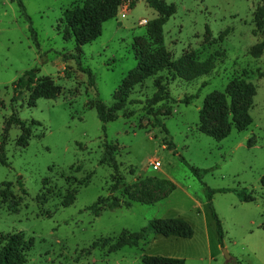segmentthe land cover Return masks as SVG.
Returning a JSON list of instances; mask_svg holds the SVG:
<instances>
[{"label": "rangeland", "instance_id": "1", "mask_svg": "<svg viewBox=\"0 0 264 264\" xmlns=\"http://www.w3.org/2000/svg\"><path fill=\"white\" fill-rule=\"evenodd\" d=\"M84 1L21 0L37 50L16 0H0V144L5 140L8 161L0 166V238L23 233L26 264H142L144 256L185 264H209L205 260L218 256L226 264L223 250L231 258L248 245L259 248L264 53L254 58L251 49L264 42V0H163L176 13L158 39L147 32L157 13L145 0H123L101 36L78 54L73 39L64 40L62 14ZM70 56L74 59L64 62ZM139 56L157 73L142 79L136 71ZM30 70H38L35 84L14 92V83ZM239 80L248 85L246 91L205 119L204 130L229 133L216 142L203 134L200 111L209 97ZM155 82L170 98L148 113L144 108L157 94ZM49 88H58L56 100L41 97ZM186 97H193L189 104L182 102ZM98 101L117 116L105 131L95 111ZM232 108L251 118L247 130L235 129ZM12 115L24 122L28 135L16 125L6 128ZM104 144L117 164L116 191H111L115 172L98 163ZM183 161L203 173L202 182ZM152 162L161 167L153 171ZM88 176L89 185L78 187ZM204 185L227 191L211 199L224 233L222 246ZM241 190L255 201L241 203L235 193ZM12 199L19 201L16 213L8 210ZM98 199L100 215L94 217L89 208ZM114 199L131 206L111 209ZM174 217L186 221L190 239L151 237L137 248L111 249L121 233H138L153 220Z\"/></svg>", "mask_w": 264, "mask_h": 264}, {"label": "trees", "instance_id": "2", "mask_svg": "<svg viewBox=\"0 0 264 264\" xmlns=\"http://www.w3.org/2000/svg\"><path fill=\"white\" fill-rule=\"evenodd\" d=\"M123 0H85L81 6H75L73 8H69L64 10L62 14V20L65 25L64 32V40L68 41L69 38H72L76 49L75 51L79 54L81 52L80 48L86 44H89L96 40L101 36L102 26L105 22L112 20L116 17L119 7L122 5ZM148 7L154 10L158 18L152 24L150 28H148L147 32L149 36L153 39H158L162 34V27L168 22L169 18L173 16L176 11L173 5H168L163 0H145ZM16 4L19 10V14L24 22L28 26V32L30 33L31 40L39 50V43L37 39V34L32 28V23L29 16L26 13L25 7L21 0H16ZM133 7V3H130L126 9H130ZM264 53V42L260 45H256L251 49V56L254 58H259ZM72 56L65 58V61L73 60ZM138 66L136 68L137 73L144 75L141 78H149L157 73L158 69L149 70L143 63L142 58L139 56L137 58ZM159 63L161 68H164L163 57L159 59ZM38 70H30L25 72L13 85L14 92L28 90L32 87L36 82V74ZM130 76V75H129ZM155 89L157 90V94L147 101L144 110L148 113L152 111V109L160 103H163L169 100L170 96L168 92L164 89V87L155 82ZM129 85L123 84L122 88L126 89ZM248 85L244 80H239L235 84L232 83L223 94H216L209 97L204 105L202 110L200 111L201 118V127L202 132L205 136L215 140L216 142L222 141L229 136L228 132L218 133L214 130L206 131L204 130L205 119L208 115L214 113L215 111H219L220 109H225L227 105V100L229 98H236L240 93L246 91ZM58 88H49L41 97H44L48 100H56L58 96ZM40 98V97H39ZM193 99V97H186L182 101L184 104H189V102ZM95 111L97 117L101 123L102 131H105L106 124L113 122L117 119V116L107 113L104 109L103 104L98 101L95 106ZM232 115L235 118L234 125L235 129L238 132H243L247 130V128L252 124L251 118L244 111L235 110L232 108ZM16 125L21 131L28 135V130L25 127L24 122L16 118L12 115L6 124V128L8 129L10 126ZM19 144L23 146V148L27 147V144L24 140H20ZM5 140H3L0 144V166L7 167L8 161L5 156ZM169 150L173 148L171 143L168 144ZM99 165H105L113 169L115 175L113 176V181H115L114 185L111 187V191H116L117 187L120 183V178L117 175V164L114 158L113 152H110L108 145L104 144V152L99 159ZM183 163L189 167L193 176L199 181L202 182V172L197 170L191 166H189L186 162ZM90 177H85L81 181H77L76 184L78 187L86 188L89 185ZM19 186L23 194H26L24 189L22 188V184L19 182ZM206 199H207V207L211 213V218L215 224V231L217 235V241L220 246L223 245L224 233L222 230V225L217 217L213 207L211 206V199L215 193H226V190H210L205 185ZM261 188L264 190V178L261 180ZM239 201L241 203H252L255 199L247 194L245 190L235 191ZM101 199H98L90 208L89 211L92 213L94 217H98L100 215V211L97 208V205L101 203ZM19 201L17 202L15 199H12L8 205V210L11 213L18 212ZM129 203L119 204L117 200L111 203V209L117 208H130ZM151 237H163V238H175V239H190L192 237L191 228L188 226L186 221L181 217L167 218V219H159L153 220L149 223V225L142 229L138 233H128L123 232L116 238H114V243L111 246L112 250H120L125 247L137 248L141 245L147 243L148 239ZM25 235L23 233H15L11 235H6L0 238V264H26L27 262V253L29 252V247L26 246ZM142 264H185V261L182 259L176 258H168V257H157V256H144L142 259ZM226 264H239V262L235 259H231Z\"/></svg>", "mask_w": 264, "mask_h": 264}, {"label": "crops", "instance_id": "3", "mask_svg": "<svg viewBox=\"0 0 264 264\" xmlns=\"http://www.w3.org/2000/svg\"><path fill=\"white\" fill-rule=\"evenodd\" d=\"M257 246H259V248L256 246L253 247L251 245H248L247 247L242 249L239 254L233 253L231 259L243 262L244 264H264V239H261ZM203 260V258L198 259L199 263H202ZM205 261H207L209 264L221 263L218 262V256L209 257Z\"/></svg>", "mask_w": 264, "mask_h": 264}, {"label": "built area", "instance_id": "4", "mask_svg": "<svg viewBox=\"0 0 264 264\" xmlns=\"http://www.w3.org/2000/svg\"><path fill=\"white\" fill-rule=\"evenodd\" d=\"M150 166L153 171H157L161 167V164L159 162H152Z\"/></svg>", "mask_w": 264, "mask_h": 264}, {"label": "water", "instance_id": "5", "mask_svg": "<svg viewBox=\"0 0 264 264\" xmlns=\"http://www.w3.org/2000/svg\"><path fill=\"white\" fill-rule=\"evenodd\" d=\"M223 253H224V255H225L227 261L231 259V258L229 257V255H227V253H226L225 250H223Z\"/></svg>", "mask_w": 264, "mask_h": 264}]
</instances>
